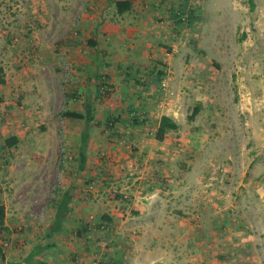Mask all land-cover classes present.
I'll list each match as a JSON object with an SVG mask.
<instances>
[{
  "label": "crops",
  "instance_id": "crops-1",
  "mask_svg": "<svg viewBox=\"0 0 264 264\" xmlns=\"http://www.w3.org/2000/svg\"><path fill=\"white\" fill-rule=\"evenodd\" d=\"M116 1L0 0V205L44 204L25 214L24 247L0 258V264H264L250 240L231 239L218 226L227 207L213 210L203 192H194L200 199L192 197L195 170L192 157L184 155L185 147H192V122L186 120L192 96L194 108L200 107L197 121L214 118L218 111L224 115L222 80L210 70L206 78L195 75L199 68L186 46L188 34L202 21L198 6L194 22L183 26L170 12L184 9L188 0H131L130 11L121 15ZM7 6L15 16L5 15ZM103 60L114 91L101 103ZM166 69L173 75L172 99L160 88ZM63 71L72 84L66 92L58 84ZM196 77L201 85L211 79L215 87L195 89ZM226 83L224 79V88ZM74 90L80 97L69 94ZM55 93L66 113L83 115L88 101L93 116L84 150V121L75 120L83 124L77 132L79 146L64 161L54 130L37 129L55 121L41 110ZM134 112L143 122L129 117ZM162 116L179 128L159 142L155 133ZM123 137L127 142L122 149L95 142ZM11 139L16 143L8 146ZM22 140L30 144L23 152L18 147ZM82 151L85 162L80 165ZM165 157H181L184 163L158 162ZM98 181L110 187H92ZM106 191L119 198L102 212ZM17 219L23 226L21 216Z\"/></svg>",
  "mask_w": 264,
  "mask_h": 264
},
{
  "label": "rangeland",
  "instance_id": "rangeland-1",
  "mask_svg": "<svg viewBox=\"0 0 264 264\" xmlns=\"http://www.w3.org/2000/svg\"><path fill=\"white\" fill-rule=\"evenodd\" d=\"M194 1L198 4L202 21L196 24L188 34L190 38L186 39V46L192 51V63H196L195 66L199 68V72L195 75L206 78V73L210 70L211 73L219 76V80H222L223 88L219 90L224 115L218 111L214 118L202 116L197 121L200 115L198 114L192 121V127H188L192 131V147H185L184 155L186 158L192 157V168L195 170L192 180V197L200 199V195L196 196L194 192L198 194L203 192L202 196L210 200L213 210L218 207L223 209L227 207L223 211L224 219L221 221L217 218L218 226L228 230V236L231 239L250 240L253 250L260 257H264V251L261 250L262 240H264V0ZM3 29L7 30L6 27ZM163 47L166 52L167 49L171 50L168 45ZM139 61L140 59L133 60V62ZM101 66L100 94L101 101H105L113 94L114 88L104 73V66H109L107 60H103ZM158 70H154V75ZM136 73L138 75L139 71ZM58 77L60 78L58 84L60 83L61 86L59 89L62 88L66 92V86L72 85L67 80L70 76L63 71L58 74ZM224 79L227 81L225 88ZM199 80L196 77L197 84L194 88L197 90L201 87H215L211 79L204 80L205 85H201ZM86 84L88 85V82ZM169 91L172 95L162 92L165 98L172 99L171 83ZM84 92L87 93V91ZM201 92L205 91L201 90ZM69 94L80 97V92L76 90L70 91ZM201 98L204 101V97ZM195 104V97L192 96V110ZM41 110L45 111L44 114L48 119L53 117L55 121L52 120V124L46 123L45 128L41 127L45 126L44 123H40L37 129L41 132L54 130L58 156L62 161L65 160L64 156L68 160L66 153L79 146L80 139L77 132L82 130L83 124L65 115L68 111L60 106L56 93L41 105ZM134 113L136 115L131 114L129 117L140 123L143 122L139 118L142 115L138 116L139 112ZM114 118L110 119V122ZM97 126L99 128L101 124ZM140 126L145 127L144 124ZM148 129L152 130L150 126ZM95 142L97 145L122 149L125 148L127 141L123 137L111 141L97 139ZM27 145L30 144L22 140L18 147L23 152ZM31 153L33 157H36L33 151ZM181 157L174 160L165 157L158 162L184 163ZM101 161L104 160L101 159ZM22 162L21 155L19 163ZM100 184L101 182L98 181L91 185L94 188L98 185L99 189L103 190L110 187L105 183ZM86 188L89 189L90 186ZM221 194L225 197L218 199ZM101 195H103L102 209H100L102 212L109 210L113 204L112 201L119 198L114 196L113 191H106ZM2 205L5 208V225L7 226L0 231V258L4 259L24 247L23 233L26 228L25 223L28 222L25 214L42 210L41 206L44 204H18L8 201L3 202ZM93 210L89 209V214H93ZM172 210L179 211L177 207H173ZM18 216H21L23 226L17 224ZM207 223L210 225V222ZM244 242L246 244V241ZM245 244L240 245L242 251L246 249Z\"/></svg>",
  "mask_w": 264,
  "mask_h": 264
},
{
  "label": "trees",
  "instance_id": "trees-1",
  "mask_svg": "<svg viewBox=\"0 0 264 264\" xmlns=\"http://www.w3.org/2000/svg\"><path fill=\"white\" fill-rule=\"evenodd\" d=\"M115 8L118 14H124L130 11L131 9V0H119L115 2ZM3 81L0 80V83ZM88 101L85 102L84 104V114H79V113H66V116H68L71 119L77 120V119H83L84 121V130L83 133L81 134V144H80V150H84L87 144V137H88V126L89 123L93 120L92 116V110L91 107L89 106ZM200 110L199 105L196 106L191 114H189L186 118L187 122L190 123L194 120L195 116L198 114ZM179 126L176 122L171 120L170 118L166 116H162L160 119L159 126L157 128V131L155 133V139L159 142L163 141L164 138L166 137V134L170 131H176L178 130ZM12 141L16 143L15 139L7 140L6 144L8 146L12 145ZM80 165L84 164V158H83V151L80 156ZM5 221V208L3 205H0V231H3L5 229L4 225Z\"/></svg>",
  "mask_w": 264,
  "mask_h": 264
},
{
  "label": "built area",
  "instance_id": "built-area-1",
  "mask_svg": "<svg viewBox=\"0 0 264 264\" xmlns=\"http://www.w3.org/2000/svg\"><path fill=\"white\" fill-rule=\"evenodd\" d=\"M187 3L188 5L184 9H178V7H176L170 12L173 18L175 19V21L179 22L183 26H189L190 24H192L194 22L193 20L196 18L197 15L196 12V6H198L197 2H195L194 0H188ZM11 7L7 6L6 8L7 12L5 13V15L12 16L13 14L14 16ZM7 20H10V18L7 17ZM172 80H173V75L171 71H169L168 69L164 70V76L161 80L160 88L162 89L163 92L170 93V95H172V93L169 91V84L172 82ZM132 114L136 115L135 113ZM139 115L140 114L138 113V116ZM139 118L142 119L141 116H139ZM95 264H101V263L97 262Z\"/></svg>",
  "mask_w": 264,
  "mask_h": 264
}]
</instances>
